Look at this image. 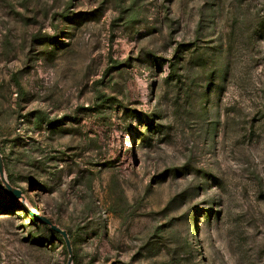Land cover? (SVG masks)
Wrapping results in <instances>:
<instances>
[{
    "label": "rangeland",
    "instance_id": "rangeland-1",
    "mask_svg": "<svg viewBox=\"0 0 264 264\" xmlns=\"http://www.w3.org/2000/svg\"><path fill=\"white\" fill-rule=\"evenodd\" d=\"M0 264H264V0H0Z\"/></svg>",
    "mask_w": 264,
    "mask_h": 264
},
{
    "label": "water",
    "instance_id": "water-1",
    "mask_svg": "<svg viewBox=\"0 0 264 264\" xmlns=\"http://www.w3.org/2000/svg\"><path fill=\"white\" fill-rule=\"evenodd\" d=\"M0 177L3 181L4 186L6 187V189L16 198L18 199H22L23 202L25 201L24 197H23V193L21 190L13 187L10 182L8 181L6 175H5V165H4V160L3 157L0 153ZM29 214L39 223H42L43 225L49 227L53 232L59 234L62 236V238L65 241L67 250H68V262L67 264H73V250H72V244H71V240L69 238L68 233L61 229L59 226H57L51 219H49L46 216H42L37 214L36 212H33L32 210L28 209Z\"/></svg>",
    "mask_w": 264,
    "mask_h": 264
},
{
    "label": "trees",
    "instance_id": "trees-1",
    "mask_svg": "<svg viewBox=\"0 0 264 264\" xmlns=\"http://www.w3.org/2000/svg\"><path fill=\"white\" fill-rule=\"evenodd\" d=\"M34 222H37L36 220H34ZM58 236L61 238L62 236L58 234Z\"/></svg>",
    "mask_w": 264,
    "mask_h": 264
},
{
    "label": "bare ground",
    "instance_id": "bare-ground-1",
    "mask_svg": "<svg viewBox=\"0 0 264 264\" xmlns=\"http://www.w3.org/2000/svg\"><path fill=\"white\" fill-rule=\"evenodd\" d=\"M32 211H33V212H35V210H34V209H32Z\"/></svg>",
    "mask_w": 264,
    "mask_h": 264
}]
</instances>
